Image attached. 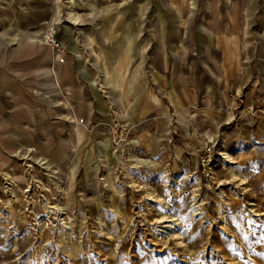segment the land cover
<instances>
[{"label": "rangeland", "instance_id": "obj_1", "mask_svg": "<svg viewBox=\"0 0 264 264\" xmlns=\"http://www.w3.org/2000/svg\"><path fill=\"white\" fill-rule=\"evenodd\" d=\"M137 1L0 0V264H264V61L222 104L195 93L131 126L134 25L141 60L169 54L167 15Z\"/></svg>", "mask_w": 264, "mask_h": 264}, {"label": "crops", "instance_id": "obj_2", "mask_svg": "<svg viewBox=\"0 0 264 264\" xmlns=\"http://www.w3.org/2000/svg\"><path fill=\"white\" fill-rule=\"evenodd\" d=\"M137 6L149 7L151 12L167 15L165 25H159V45L168 46L169 54L161 55V66L149 64L147 57L141 60L143 54L138 45L141 37L138 38L137 25L133 26L136 52L131 55L133 59L127 76L142 96L137 99L135 107L140 115L131 126L140 124L148 114L157 113L160 115L158 122L165 121L170 111L194 103L197 98L195 93L207 96L212 90L209 93L211 101L222 104L231 93L240 90L255 72L249 61H254L256 57L258 61H264V0H239L232 6L231 16H223L210 24L206 22L193 26L190 23L191 27L178 23V19L180 15L207 12L202 0H140ZM170 17L176 19L174 25L169 23ZM175 30L189 32V36L185 39L172 38L174 43H165L163 36ZM257 46L262 47V52L259 49L255 51ZM171 51L173 54H170ZM173 62H178L175 64L176 72L173 71ZM159 92L164 94L165 99L160 98ZM130 100L133 102L134 97Z\"/></svg>", "mask_w": 264, "mask_h": 264}, {"label": "bare ground", "instance_id": "obj_3", "mask_svg": "<svg viewBox=\"0 0 264 264\" xmlns=\"http://www.w3.org/2000/svg\"><path fill=\"white\" fill-rule=\"evenodd\" d=\"M193 121V119L191 118V117H182V124L180 125V128L182 129V130H184V129H186L187 127H188V125L191 123ZM80 129V128H79ZM77 135V134H76ZM205 134L204 133H202V139L203 140H205ZM234 175V174H233ZM235 178V177H234ZM219 211V215H221V216H223V214H221V209L220 210H218ZM197 214L196 213H194V216H196ZM168 219L170 218V217H167ZM166 218V219H167ZM177 220H171L169 223H171V222H176ZM167 222V221H166ZM175 224V223H174ZM169 225V224H168ZM176 225H177V223H176ZM169 227L171 228L172 227V225H169Z\"/></svg>", "mask_w": 264, "mask_h": 264}, {"label": "built area", "instance_id": "obj_4", "mask_svg": "<svg viewBox=\"0 0 264 264\" xmlns=\"http://www.w3.org/2000/svg\"><path fill=\"white\" fill-rule=\"evenodd\" d=\"M46 42L49 44L50 47L54 48L58 46L57 41L53 34H50L46 37Z\"/></svg>", "mask_w": 264, "mask_h": 264}]
</instances>
